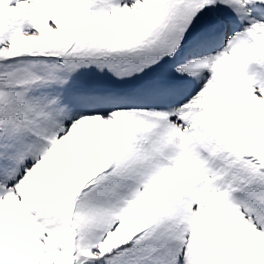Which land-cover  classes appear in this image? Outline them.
<instances>
[{
  "label": "snow or ice",
  "instance_id": "1",
  "mask_svg": "<svg viewBox=\"0 0 264 264\" xmlns=\"http://www.w3.org/2000/svg\"><path fill=\"white\" fill-rule=\"evenodd\" d=\"M0 264H264V0H0Z\"/></svg>",
  "mask_w": 264,
  "mask_h": 264
}]
</instances>
